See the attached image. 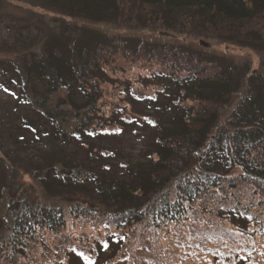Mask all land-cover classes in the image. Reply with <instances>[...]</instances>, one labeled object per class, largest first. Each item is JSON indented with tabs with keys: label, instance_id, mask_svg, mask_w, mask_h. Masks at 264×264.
I'll return each instance as SVG.
<instances>
[{
	"label": "trees",
	"instance_id": "obj_1",
	"mask_svg": "<svg viewBox=\"0 0 264 264\" xmlns=\"http://www.w3.org/2000/svg\"><path fill=\"white\" fill-rule=\"evenodd\" d=\"M38 1L96 27L264 49V0ZM82 30L77 39L38 38L5 69L13 108L34 113L21 117L28 136L9 138L46 139L50 149L41 141L19 158L0 146V264H264V74L180 42ZM115 55L159 62L156 88L123 81L117 101L103 102ZM127 105L151 135L137 162L113 166L119 145L91 149L135 122ZM21 161L38 192L16 181Z\"/></svg>",
	"mask_w": 264,
	"mask_h": 264
},
{
	"label": "rangeland",
	"instance_id": "obj_2",
	"mask_svg": "<svg viewBox=\"0 0 264 264\" xmlns=\"http://www.w3.org/2000/svg\"><path fill=\"white\" fill-rule=\"evenodd\" d=\"M82 29L88 30L90 37H92L94 33L98 34V32H102L104 35L111 32L119 34L120 36L122 35L128 43H145L146 41H151L163 44L166 42H180L181 45H185L188 49L196 48L198 51L203 49V51H212V53L219 55L225 54L232 58L231 62L233 67L238 65V61L246 59L249 61L250 67L255 69V72L264 74V49L241 48L235 45L232 46L224 41H219L218 39L212 38L210 40L203 37H196L192 34L186 35L184 33H176L169 30H149L146 28L130 29L126 27L116 28L112 25H97L96 27L95 24L86 22L82 19L74 20L69 17H62L56 10L41 7L38 0H0V105L2 108V111H0V146L4 148L2 150H5L6 153L8 152V154L11 155L16 151V156H19V158H26L28 153H36L33 152L34 147L31 146L35 145L42 147V140H39V138L30 139L26 146L16 145L13 143V139L9 138L11 137L9 133H16L19 138L21 134L28 136V133L25 132L26 129L23 128L21 123V117L26 113L24 111L26 109L23 110L20 104L16 105V109L13 108L16 104L15 95L9 94L3 87L8 80V76L12 73L5 72V69L9 67V62L13 57L21 54L20 52L25 49L24 46L30 47L28 49L31 50L35 49L38 44L35 45L34 43L38 38L43 39V37H47L52 40V38L56 36V38L59 37L61 41L73 39V37L77 39L79 36H85V31ZM88 33L86 36H88ZM200 41L204 44H201ZM111 57L115 58L111 63L116 71L111 73L108 66L106 67L112 79V83H104L107 88L104 87L105 93H103V99H101L103 102L104 100L112 102L117 101L114 96V89L121 86L120 84H122L123 81L132 84L134 88L136 86L140 89L146 84L147 87L145 88H156L157 83L156 85L153 83L155 80L152 79L151 74L161 69L162 65L159 62L155 60H153L154 62L152 63L137 60L129 62L124 58L122 59L120 56L115 55V57ZM144 78L146 79L144 80ZM9 87L10 90L17 93L14 82L9 85ZM63 94L64 92L61 93V95ZM127 109V112L135 118V122L126 126V130L123 134L101 139L100 142H95L94 147L91 149L92 153H97L99 149H112L115 145H119L118 150L113 151L114 154L109 158V162H111L113 166L118 165V162L121 160L130 163L137 162V160L141 158L142 150L146 148V144H148L149 135H151V131L147 127L143 117H141L140 112L136 111L131 105H127ZM26 111L34 114L28 109ZM42 142L45 144V149H47L49 144L46 142V139H43ZM49 149L50 147L48 150ZM48 150H45V152ZM84 153L85 150L80 149L76 154L82 158ZM21 163L23 162L21 161L18 166L22 171L18 172L19 174H17L15 178L16 181L24 183L25 188L29 187L32 193H34L35 190L38 192L41 189H39L37 184L29 176V172L23 173L24 168ZM120 167L117 168L116 171L113 170V174L124 170V168ZM110 174H112V172ZM110 174L105 173L106 176H110ZM218 242H220V240ZM105 251L107 250H104L103 253ZM72 264H80V262L76 260L73 261Z\"/></svg>",
	"mask_w": 264,
	"mask_h": 264
},
{
	"label": "water",
	"instance_id": "obj_3",
	"mask_svg": "<svg viewBox=\"0 0 264 264\" xmlns=\"http://www.w3.org/2000/svg\"><path fill=\"white\" fill-rule=\"evenodd\" d=\"M200 43H201V44H204V43H202V41H200Z\"/></svg>",
	"mask_w": 264,
	"mask_h": 264
}]
</instances>
